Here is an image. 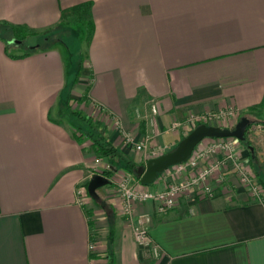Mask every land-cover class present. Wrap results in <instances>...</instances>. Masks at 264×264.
Wrapping results in <instances>:
<instances>
[{
    "label": "crops",
    "instance_id": "crops-1",
    "mask_svg": "<svg viewBox=\"0 0 264 264\" xmlns=\"http://www.w3.org/2000/svg\"><path fill=\"white\" fill-rule=\"evenodd\" d=\"M84 4L94 29L70 90L69 66L55 47L31 46V55L13 59L20 53L9 49L12 34L0 37V264H264V200L231 171L222 184L213 181L212 199L190 192L165 214L153 201L134 207L135 216H152L158 258L136 245L121 214L116 186L124 171L96 191L103 206L89 196L79 206L77 188L111 164L72 124L81 114L146 166L153 151L161 156L183 139L189 117L233 109L236 123H260L249 132L264 170V111L249 113L264 97V0H0V23L41 34ZM126 137L148 140L146 150ZM239 148L249 163L250 150ZM172 181L161 174L148 188Z\"/></svg>",
    "mask_w": 264,
    "mask_h": 264
},
{
    "label": "built area",
    "instance_id": "built-area-1",
    "mask_svg": "<svg viewBox=\"0 0 264 264\" xmlns=\"http://www.w3.org/2000/svg\"><path fill=\"white\" fill-rule=\"evenodd\" d=\"M95 111L97 115L104 113L100 107H95ZM151 112L152 114H157L155 105L151 106ZM238 115V112L233 109L204 116L193 115L189 117L188 124L192 128L202 124L220 127L215 124L226 125L232 120L236 122ZM106 117L118 125V121L112 118L111 115L106 114ZM174 127L177 128L178 125ZM125 141L133 144V147L138 152H142L147 148L148 140L136 145L128 137H126ZM238 143L239 141L236 139L227 138L210 139L209 143L204 146L199 145L186 163L174 166L163 173L171 177L173 181L162 191H153L139 182L134 183L130 175L123 173L116 186V195L121 200V214L127 219L138 247L150 252L154 258H158L160 255V247L150 236L152 216L148 213L135 216L134 207L137 204L153 201L157 205L156 212L165 214L174 209L179 199L190 192H196L203 199H212L215 190L213 181H215V185L217 183L222 184L224 182L223 174L226 171L236 173L239 181L250 189L251 196L254 199L260 202L264 200V192L258 181H255V176L238 159ZM152 155L155 158L158 155L157 151H153ZM211 157H214V159L208 165L205 167L200 166L202 161H207ZM178 179L181 180L178 181ZM76 196L77 204L85 206L88 198L86 185H80L77 188ZM89 249L92 253H95L96 243L92 242Z\"/></svg>",
    "mask_w": 264,
    "mask_h": 264
},
{
    "label": "trees",
    "instance_id": "trees-1",
    "mask_svg": "<svg viewBox=\"0 0 264 264\" xmlns=\"http://www.w3.org/2000/svg\"><path fill=\"white\" fill-rule=\"evenodd\" d=\"M90 10H91V4H84V5H80L78 7L72 8L70 10L63 11L62 20L59 26H62L64 23H67V24L75 23V24L86 25L87 26V40L86 41L89 44L93 29H94L91 23V19H90ZM6 32L11 33L12 38L20 42L21 45L25 44L29 36L38 35L37 33L29 31L24 27L11 26L7 23H0V37H2ZM33 51L34 49L29 48V51L25 53H21L20 55H13L11 56V58L13 59L23 58L25 56L31 55ZM81 73H82V68L81 66H79V68L76 70V73H75L76 78L71 80L67 86L68 90L71 89L74 82H76V79L81 75ZM260 111H264V97H263L262 102L258 106L253 107L249 110V113H255V112H260ZM74 116H75L74 118H77L78 120L82 121V125L79 124L80 127L85 125L84 132H83V129H81L82 127L76 128V131L80 132V138L90 141L92 152L95 154L98 160H108L111 164V170L104 171L100 175L110 181L109 176L112 174V172H115L116 170L117 171L122 170L125 173L133 176L139 182L140 177L144 173L145 166H138L134 162L125 158L108 141V139L102 134V132H98V131L97 133L94 132V126H92V123L90 122L88 118H85L81 114H78V113H74ZM258 124L260 123L250 121V124L246 130V140L244 142H239L240 145H242L244 148L249 149V150L250 148H252L248 140V134H249L250 128ZM261 125L264 127V122H262ZM249 154H250L249 160H248L249 165L252 168V170L255 172L257 181L264 192V170H263L262 163H260L255 149L253 151L250 150ZM87 186H88V183L86 184V187ZM150 186L151 185L146 186V187H150ZM90 198H92V200H94L98 205L103 206L99 198L97 197V195H94L93 197H90ZM108 264H111V263H108Z\"/></svg>",
    "mask_w": 264,
    "mask_h": 264
},
{
    "label": "rangeland",
    "instance_id": "rangeland-1",
    "mask_svg": "<svg viewBox=\"0 0 264 264\" xmlns=\"http://www.w3.org/2000/svg\"><path fill=\"white\" fill-rule=\"evenodd\" d=\"M8 34L5 35L6 38L10 39V36ZM87 26L84 24H75V23H64L62 26H57L52 30L46 31L44 33L38 34V35H33L29 36L25 44L21 45L18 43H11L9 46L10 51L14 53H25L29 51V47L31 46H37L38 49L42 50L45 48H52L55 47L59 54L62 56L64 59V62L69 66L70 69V81L76 78V70L79 68V66L86 64V51H87ZM14 41V40H13ZM73 118V117H72ZM73 126L75 127L77 124L82 125V121L78 120L77 118H73ZM238 123V122H237ZM234 120L231 122L227 123L226 125H217L222 128H227V129H234V127L237 124ZM214 124V123H213ZM197 127V126H196ZM195 127V128H196ZM76 128V127H75ZM83 132L85 131V125L83 126ZM194 128L192 127H187V131L184 135L186 137ZM183 137V138H184ZM248 140L251 144V147L253 150L258 148L257 140L253 138V135L249 132L248 134ZM205 144L209 143V141H205ZM239 146L240 143H238L237 151H238V159L240 163L243 164L244 167H246L250 173H252L255 176V181L257 182V177L255 172L252 170L248 162H245L242 160V156L240 155L239 152ZM176 146L172 149L167 150L166 153L171 152L174 150ZM260 149V148H259ZM164 153V154H166ZM158 156V155H157ZM211 160L214 159V157L210 158ZM230 175H232L239 184L243 185L237 176L236 173L231 172ZM244 186V185H243ZM245 187V186H244ZM246 189L250 192V189L246 187ZM117 190V189H116Z\"/></svg>",
    "mask_w": 264,
    "mask_h": 264
},
{
    "label": "water",
    "instance_id": "water-1",
    "mask_svg": "<svg viewBox=\"0 0 264 264\" xmlns=\"http://www.w3.org/2000/svg\"><path fill=\"white\" fill-rule=\"evenodd\" d=\"M12 42L18 43L16 40ZM249 124L250 121L247 118H242L232 130L203 124L197 126L178 143L174 150L150 159L146 163L144 173L140 177L139 183L143 186L152 185L156 182L160 174H163L174 166L186 163L192 157L195 149L205 139L232 138L238 140L239 142H244L246 140V130ZM250 150L253 151V148H250ZM110 184L111 181L102 177L100 174H95L88 183V195L93 197L96 195V191L99 188Z\"/></svg>",
    "mask_w": 264,
    "mask_h": 264
}]
</instances>
